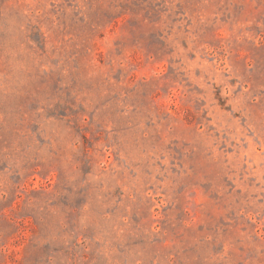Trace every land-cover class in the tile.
Here are the masks:
<instances>
[{
    "label": "rangeland",
    "instance_id": "1",
    "mask_svg": "<svg viewBox=\"0 0 264 264\" xmlns=\"http://www.w3.org/2000/svg\"><path fill=\"white\" fill-rule=\"evenodd\" d=\"M0 264H264V0H0Z\"/></svg>",
    "mask_w": 264,
    "mask_h": 264
}]
</instances>
